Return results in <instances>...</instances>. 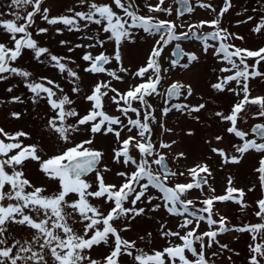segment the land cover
I'll return each mask as SVG.
<instances>
[{
	"label": "snow or ice",
	"instance_id": "snow-or-ice-1",
	"mask_svg": "<svg viewBox=\"0 0 264 264\" xmlns=\"http://www.w3.org/2000/svg\"><path fill=\"white\" fill-rule=\"evenodd\" d=\"M177 3L181 6L177 18L194 13L197 6L216 15L210 20L178 24L170 18L174 9L166 0H78L76 6L62 12H56L54 4L45 6L46 0H10L9 11H0V82L10 83L11 78L19 77L31 93V102L46 106L45 126L56 145L46 154L44 145L25 143L31 138L29 132L0 127V264H216L206 251L214 245L218 250L212 251L211 257L227 250L231 253L227 264H235L232 256L240 253L218 239L232 233L250 237L246 264H264V122L252 124L250 130L244 127L252 115L248 108L253 105L258 106L254 118L264 120V93L253 95L251 86L254 80L264 81V40L255 47L245 45L244 36L222 26L232 0H223L219 11L204 0H196L195 5L191 0ZM261 3L264 6V0ZM254 20L251 32L264 37V13L258 12V18L247 15L237 23ZM205 26L208 31H203ZM50 32L81 34L82 42L60 39L57 43L68 53L82 50L79 60L83 64L45 46L43 36ZM140 32L146 36L138 35ZM149 38L152 43L143 63L134 69L126 66L131 60L128 45ZM183 41H199L200 47L186 52L181 47ZM108 42L112 43L111 52L105 47ZM174 42L172 56L177 58L164 67L163 54ZM27 53L38 65L59 73L62 80L21 66L19 62ZM202 56L221 65L212 69L216 75L210 88L234 98L227 112L210 109L204 96L195 104L172 101L194 97L197 89L193 83L177 80L164 93L160 91L168 83L170 69L178 66L191 72ZM93 76L85 91L86 79ZM15 87L5 89L12 94L8 102L22 104ZM160 96H164V105L158 118L150 100ZM174 110L196 122H203L201 115L207 113L225 125L211 139L203 137L206 147L220 158L219 168H239L249 156L258 157L253 168L256 182L241 185L229 174L218 193L211 182L210 157L189 162L185 150L172 151L174 146L179 148L176 139L155 140L157 124L162 134L175 135L163 119ZM10 115L20 119L22 113L12 111ZM184 134L196 135L191 129ZM229 134L236 140L226 150L219 145ZM109 135L116 146L108 160L119 166L114 173L105 161L106 153L95 146L97 136ZM170 154L175 168L170 166ZM180 161L184 163L180 165ZM31 162L56 184L54 189L26 176L24 169ZM108 175L118 182H110ZM257 187L260 196L250 204L247 197ZM193 192L199 195L194 197ZM218 203L224 207L217 208ZM229 203L240 213L254 205L257 221L232 224L224 214ZM165 215L175 220L174 227ZM156 216L160 219L156 220L155 236L145 231L138 237L147 251L138 247L136 239L123 235L138 218L151 221ZM202 223L206 230H201ZM205 238H209L207 243ZM154 240L163 243L153 247ZM101 246L106 251L96 252Z\"/></svg>",
	"mask_w": 264,
	"mask_h": 264
},
{
	"label": "rangeland",
	"instance_id": "rangeland-1",
	"mask_svg": "<svg viewBox=\"0 0 264 264\" xmlns=\"http://www.w3.org/2000/svg\"><path fill=\"white\" fill-rule=\"evenodd\" d=\"M10 0H0V11L8 12L9 9L7 7ZM155 2V0H152ZM168 4H170L173 9V16L171 19H176L177 23H186V22H197L200 19L210 20L215 17L216 13L211 12V10H206L200 7H196L194 13L186 14L183 18H177V2L176 0H166ZM204 2H210L216 9L219 11V8L223 5V0H204ZM192 3L195 5L196 0H192ZM233 7L229 10L228 13L222 18V26L228 28L229 31L235 32L239 35L245 37V41L243 42L245 45L253 46L261 44V41L264 40V37L259 34H254L251 32L255 24V20L252 22H248L247 24H238L237 21L246 19L247 15H252L253 17L258 18V12L264 13V6H262L261 0H232ZM56 12H62L67 7L76 6L78 4V0H46L45 6L53 5ZM244 9L248 11L245 13ZM256 9L258 11H253ZM160 18H168L165 16H161ZM38 23L41 26H47L44 21L38 20ZM95 28V26H93ZM208 27L205 26L203 31H208ZM138 35L146 36V34L140 32ZM60 39H68L75 43L82 42L81 34L79 33H69L65 32L63 35L51 33L43 36V44L45 46H49L54 53L60 55H70L77 63L83 64L82 61L79 60V56L81 55L82 50L77 49L74 53H68L67 49L64 46H61L57 43ZM152 43V39L138 40L136 45H128V51L131 54V60L126 65L130 68H135L138 64L143 63L146 58V54L149 50V47ZM237 45H241V41H235ZM183 47L187 49L186 51H195L200 47L199 41H183L181 42ZM174 45V44H173ZM169 46V53H171L172 46ZM107 51H112V43L108 42L105 45ZM99 51V48L96 50ZM165 59L162 64L164 67H167L169 62L167 60V53L164 54ZM21 66L38 72L41 75H47L49 78L57 79L58 81L62 80L59 73L55 70L50 69L49 67L38 65V62L31 59V53H27L23 60L19 62ZM249 63H252L250 60ZM221 65L218 64L213 58L210 56H202L201 61L193 71L189 72L187 70H183L181 68L170 69V72L166 74V80L168 83L160 89L162 93L165 92L166 86L174 81L179 80L182 83H193L194 87L197 89L196 95L194 97L189 98L188 101H183V97H180L179 101L175 100L174 102H188V103H199L200 96H204L205 100L210 101L209 108L213 110H224L227 112L230 102L233 101V97L230 94L221 95L219 93H215L214 90L210 88V83L215 80V75L212 72L213 68H218ZM101 78H104V74H101ZM95 79V77H88L85 81V91L87 90L86 85L91 83V81ZM171 81V82H170ZM116 83V82H114ZM12 85H16L13 89L15 94L20 95L22 100L21 103H9L11 99V93L6 92V87H11ZM62 86L66 87L67 90V82L63 81ZM117 86L121 89L126 87L124 84H117ZM251 86L253 89V95L257 93H264V81L259 79L251 82ZM31 93L28 92L24 84L21 82L19 77L11 78V82H0V127H4L6 131L15 132L17 130H23L29 132L31 138L29 140H25V143L36 142L44 145V151L46 154H51L54 148L56 147L54 140L55 137L50 133V130L45 126V121L48 118V112L46 111V106L41 103L40 105H34L31 102ZM81 105L86 106L84 102H80ZM150 103L153 104V107L157 109L156 115L160 116V109L164 105V96L154 97L150 100ZM78 111L81 109L78 108ZM114 110V106H113ZM258 110V106H251L248 108L249 113L252 115L249 116L247 123L244 124L246 129L250 130V126L258 121L264 122V120L260 118H254L255 112ZM12 111H20L22 116L20 119H14L11 117L10 113ZM166 127L173 128L175 131V135L161 133V129L159 124L155 126V136L154 139L164 140L166 142H170L173 139H176L179 142V148L176 146L173 147V152L178 150H185L189 154V162L192 159L199 158L201 156L210 157L207 160L211 169L213 170L214 179L211 181L213 186L217 189V192H221V186L225 183V177L227 175H233L240 182L241 185H250V183L254 184L256 182V176L253 172V168L256 166V161L258 157L255 155L249 156L239 168L230 167V168H219L218 165L221 163L220 158L211 154L210 150L206 147L204 143L203 137H207L211 139L215 134L221 132V129L225 126L223 124L217 123L213 120L207 113H202L201 121L196 122L191 119V117L185 115H181L175 110L170 113L167 117L163 118ZM193 130L196 135L195 137H187L184 133L187 130ZM236 140L233 136L226 135L225 140L220 147H224L226 150L230 148L231 142ZM215 145V141H213ZM95 146L97 148L102 149L105 153V161L108 162L109 167H112L113 173L119 168V166L113 165L108 157L111 156V148L115 147L114 138L109 135L105 136H97L95 140ZM169 163L173 168L176 167L172 162V156L169 155ZM184 161H180L179 164L182 165ZM26 176L32 179L34 182H42L49 186V189H54L56 184L52 181L47 180L42 176V174L38 171V165L35 162L29 163L24 169ZM106 178L110 182H118L117 179L113 175H108ZM182 179V178H181ZM192 195L198 196V192H193ZM260 196V190L257 187L254 193H249L247 197V201L251 204V202ZM224 206L221 204H217V208H223ZM254 205L249 209L245 210L244 213H240L237 210V207L231 203L227 205V209L224 212L225 215H228L232 221V224H242L248 222H256L257 218L253 215ZM151 215V214H150ZM160 217L156 216L154 220L149 221L147 218L141 220L137 219L136 222H133V227L129 230V232L124 233L126 238L136 239L137 245L140 248H144L146 251L148 250L145 247V242L140 241L138 237L140 235H145V231H152L155 236V232L157 229L156 220H159ZM165 220L169 221V226L174 227L175 220L170 217L164 216ZM207 225L201 224V230H206ZM236 236L240 238L235 239ZM27 238V234L25 233V237ZM209 238H205L206 243ZM221 243H227L230 248L239 252L240 255L237 257L235 255L232 256V260L235 264H246L245 258L248 255L246 245L250 240V237L247 234H223L220 237ZM163 241L154 240L152 246L158 247L161 245ZM218 246H213L211 249H206L208 255L211 259L216 261V264H221V261H224L227 264V257L231 255L227 250L221 251L220 255L217 257H211L212 251H217ZM96 252H104L106 251L105 246H101L98 249H95ZM125 261L130 260L129 257H124Z\"/></svg>",
	"mask_w": 264,
	"mask_h": 264
},
{
	"label": "water",
	"instance_id": "water-1",
	"mask_svg": "<svg viewBox=\"0 0 264 264\" xmlns=\"http://www.w3.org/2000/svg\"><path fill=\"white\" fill-rule=\"evenodd\" d=\"M180 8H181V6L179 5V10H180ZM175 58H177V57H175Z\"/></svg>",
	"mask_w": 264,
	"mask_h": 264
}]
</instances>
